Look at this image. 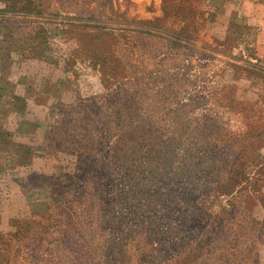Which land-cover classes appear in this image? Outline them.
<instances>
[{
  "label": "rangeland",
  "instance_id": "374dc122",
  "mask_svg": "<svg viewBox=\"0 0 264 264\" xmlns=\"http://www.w3.org/2000/svg\"><path fill=\"white\" fill-rule=\"evenodd\" d=\"M204 6L0 0V264H264V102Z\"/></svg>",
  "mask_w": 264,
  "mask_h": 264
},
{
  "label": "crops",
  "instance_id": "0c3cea01",
  "mask_svg": "<svg viewBox=\"0 0 264 264\" xmlns=\"http://www.w3.org/2000/svg\"><path fill=\"white\" fill-rule=\"evenodd\" d=\"M204 6L206 34L213 37L206 63L221 67L213 76L231 84L239 98L264 102V0H200ZM0 89V95H9ZM3 134V133H1ZM6 136V137H5ZM12 140L13 132L0 142ZM264 185V150L261 160ZM264 190V188H263Z\"/></svg>",
  "mask_w": 264,
  "mask_h": 264
}]
</instances>
